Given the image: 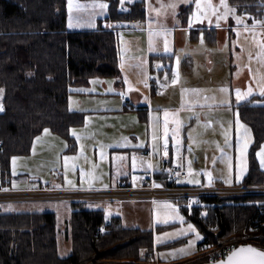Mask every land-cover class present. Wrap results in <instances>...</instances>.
<instances>
[{
    "label": "trees",
    "instance_id": "1",
    "mask_svg": "<svg viewBox=\"0 0 264 264\" xmlns=\"http://www.w3.org/2000/svg\"><path fill=\"white\" fill-rule=\"evenodd\" d=\"M107 3L106 20L143 18L144 1ZM249 22H264V0H228ZM125 5L127 11H120ZM190 9V6L187 8ZM66 0H0V180L8 176L9 158L29 152L33 137L44 127L67 135L83 112L68 107V96L92 77L118 73L117 30L101 26L70 29ZM213 34L206 40L212 42ZM170 58V55H160ZM238 117L264 139V95L232 105ZM164 176L165 172L158 173ZM236 185H264V170L253 160ZM180 211L202 235L198 250L185 260L206 261L204 248L230 241L264 249V193L201 194L175 200ZM70 251L59 256L56 217L52 211L0 212V264H149L152 230L126 227L119 216L105 219L99 208L71 199ZM108 221V224H106ZM101 227L105 231L99 232ZM104 260H110L104 263Z\"/></svg>",
    "mask_w": 264,
    "mask_h": 264
},
{
    "label": "crops",
    "instance_id": "2",
    "mask_svg": "<svg viewBox=\"0 0 264 264\" xmlns=\"http://www.w3.org/2000/svg\"><path fill=\"white\" fill-rule=\"evenodd\" d=\"M133 1L136 0L126 3ZM166 2V10L162 15V0H147L143 18H141L143 23L139 24L138 20H133L134 24L131 21L126 24L128 21L125 20H106L107 3L103 0H72L71 12L66 0L67 25H69L70 17L73 25L68 26L70 29L94 28L100 22L103 27L116 29L118 38L124 36L127 41L134 43L133 46L130 45L127 54H121L118 40L119 60L116 75L92 77L82 84L85 87L79 92L69 94L68 107L71 110L83 112L82 121L79 124L70 126L67 135L53 130L45 134L42 129L32 139L33 142L37 135L45 134L55 139L57 144L54 145L58 147V150L70 151L74 156L78 154L81 147L88 146L93 150L95 158L100 155V158L109 166L107 175L98 184L88 182L80 184L75 189L67 190L134 188L141 185L142 180L148 177H153L154 188L163 187V175L158 176V173L164 172L170 163L178 164L174 162L171 149L174 141L172 137L178 139L177 133L173 132L172 136L165 135L164 129L165 120L170 119V115L180 119L183 129H199L203 122H208L205 118L208 113L224 110L223 107L261 96L257 81L264 75V66H261L255 57L259 50L256 41L264 42V24L256 25L257 35L254 40L252 32L245 30V25L248 29H252L254 21L249 22L248 15L245 13L236 11L235 15L230 14L226 19L217 21L216 15L211 12L207 16L202 11L197 12L195 0ZM208 2L216 6L220 4V0H208ZM226 2L232 7L228 0ZM203 3L204 0H202ZM99 4H104L106 7L103 9L94 7ZM172 4L176 7L169 6ZM76 5L81 7L77 8ZM189 6L190 9H187ZM223 12L224 9L220 7L217 14ZM193 13H197L200 19H196ZM237 17L242 19L241 24H237ZM212 34L214 40L208 42L206 35L210 37ZM241 36L244 37V43L239 41ZM250 43V46L245 45ZM166 44L167 50H165ZM249 52L253 57L251 61H249ZM160 55H170V58H162ZM250 87L253 90L251 95L238 102L236 90L239 89L243 93ZM225 95L228 97L226 98ZM126 118H132L135 124L126 126L123 121ZM170 125L172 127L173 123L171 122ZM73 132L76 135H73ZM185 132L187 131L184 130ZM165 141L169 146L168 151L164 149ZM187 141L188 136H184L182 144L184 152L182 164H180L184 168L192 167L188 166L189 161L186 162ZM139 151L142 153L140 154ZM192 161L195 167L199 168L197 159ZM187 172L185 185L194 188L215 186L213 184L191 186L186 180L193 172L190 170ZM36 174L37 172L34 173ZM57 179L55 183L59 181L58 184L61 183V185L70 183L62 171ZM201 179L204 181L202 173ZM30 181V184L22 188L25 190H35L40 187L59 188L53 186L52 180L42 182L38 176H34ZM215 181L220 183L222 180ZM49 182L51 185H48ZM10 184L9 181L4 188L10 189ZM230 186H236V184L224 185V187ZM156 197H123L119 201L124 207L130 201L129 198H134L131 200L135 202H152ZM52 199L57 198L33 200ZM3 200L10 199L0 201ZM43 207L45 210L42 211L54 212L48 210L45 204ZM162 214H164L163 211L159 209L152 212V217L155 223L157 222L154 226L155 230L169 228L177 219L186 220L182 212L181 218L177 214L165 213L164 220H160ZM111 216H119L121 224L126 227L140 228L137 225L124 224V214ZM199 242L196 244L194 253L198 250ZM184 258L170 261H179Z\"/></svg>",
    "mask_w": 264,
    "mask_h": 264
},
{
    "label": "rangeland",
    "instance_id": "3",
    "mask_svg": "<svg viewBox=\"0 0 264 264\" xmlns=\"http://www.w3.org/2000/svg\"><path fill=\"white\" fill-rule=\"evenodd\" d=\"M119 1L121 3H126L130 0ZM166 1L171 0H162V15L166 10ZM146 3L147 0H144V7ZM77 16L79 15L77 14ZM137 20L138 19L134 21ZM129 21L134 24L133 20L126 21V24H128ZM118 40L120 44V53L127 54L130 45L133 46L134 43L127 41L124 36H120ZM239 41L240 43H244V37L241 36ZM245 45L250 46L251 43ZM224 70L226 73V66ZM138 85L139 81L137 82V86ZM84 87L85 86L79 85L72 88L75 90L73 93L79 92ZM227 95H225L226 98L228 97ZM223 108L224 110H215L214 112L208 113L205 117L208 119V122H203L199 129H183L180 119H176L174 115H170V119H167V134L172 136L173 132H175L179 139L172 137L174 141L171 144V149L175 163L182 164V154L184 152L182 145L183 138L184 136H188V150L186 151L188 154L186 155V162L189 161L190 164L188 166L192 167L185 168L193 172L189 174L190 176L186 180L187 184L191 186L213 184L215 186L223 185V188H225L224 185L229 186L238 184L248 172L251 160L255 162L259 169L264 170V166L261 165V159L264 157L258 155V153H261L262 149H264V139L256 143L252 129L240 120L236 110H234L232 106ZM134 115L136 116V113H134ZM123 121L128 127L135 124L132 118H126ZM176 121L179 123H175ZM171 122L173 123L172 127L170 125ZM238 124L240 126L239 137L237 135ZM43 129L52 131L49 127H44ZM245 129H247V131H245ZM184 130L187 132L184 133ZM54 144H57L55 139H51L45 134H39L37 138L33 140L28 153L14 154L9 158L8 176L11 182L10 189L12 191H25L22 186L30 184V179L34 176H38L39 180L42 182L52 180L54 187L75 189L77 186H80V184L88 182L89 184H98L100 180L104 179L107 175L109 166L100 158V155H98V158H95L94 152L90 147H81L78 154L74 156L70 151L58 150V147ZM65 157L72 158L67 161V166L64 159ZM13 158H15V161ZM194 159H197L199 168L195 167L192 161ZM61 171L68 182H70L68 183L69 185L58 184L59 181L55 183ZM35 172H37L36 175H34ZM201 173L204 175V181L201 179ZM217 179H221L222 183L215 181ZM262 187L264 186L236 185L233 187H226L231 188V190L223 189L217 192H220L221 195L254 194L260 191L264 192V188ZM164 197L165 196L156 197L152 202H135V200H131L134 198H129L130 201L127 202L124 207L122 202L119 201L121 200L120 198L123 197L115 196H99L95 198L76 195L70 199L57 198L46 201L10 199L0 201V212L42 211L45 210L43 207L45 204L48 210H53L55 213L58 254L59 256H66L70 250V240L67 237L70 232V201L71 199H82L85 200L86 208H102L105 219L111 215L124 214V224L130 226L137 225L143 229H152L153 257L146 262H149V264H163L173 259H181L184 257L186 258L182 260L187 259V256L194 253L196 244L201 240L196 239L197 234L202 238L196 225L185 219L173 221V224L166 229H154L157 222L155 223L152 212L158 209L163 211L164 214H162V219L160 218V220H164L165 213L177 214L180 215V218L182 215L176 201ZM189 224L193 226L195 231L188 228ZM190 241H194V243L189 245ZM181 249L184 251H179ZM109 261L110 260H104L103 262L107 263Z\"/></svg>",
    "mask_w": 264,
    "mask_h": 264
},
{
    "label": "built area",
    "instance_id": "4",
    "mask_svg": "<svg viewBox=\"0 0 264 264\" xmlns=\"http://www.w3.org/2000/svg\"><path fill=\"white\" fill-rule=\"evenodd\" d=\"M120 11H127L126 6H120ZM138 23L143 21L140 19ZM123 98V97H122ZM2 141L0 140V144ZM168 151L169 146H164ZM141 154L142 151H139ZM166 175L163 178L164 186L154 188L152 185L153 177L144 178L141 185L134 188L115 187L107 189H92V190H67L54 189L50 187H40L35 190L11 191L4 188V184L9 182V178L5 177L0 180V200L2 199H47V198H71L76 195L80 197H99V196H115V197H151L165 196L178 199L180 197H190L201 194H219L220 190H231V188L223 187H208V188H193L184 184V179L187 177V171L180 164L170 163L165 169ZM51 185V182L48 183ZM264 188V187H262ZM256 193V192H255ZM258 193H264L262 191ZM221 194V193H220ZM108 224V222L106 223ZM105 231V227H101L99 232ZM249 242L230 241L217 248H204L202 251L206 256V262H215L228 255L237 245Z\"/></svg>",
    "mask_w": 264,
    "mask_h": 264
},
{
    "label": "snow or ice",
    "instance_id": "5",
    "mask_svg": "<svg viewBox=\"0 0 264 264\" xmlns=\"http://www.w3.org/2000/svg\"><path fill=\"white\" fill-rule=\"evenodd\" d=\"M196 2V9L197 12H204V15L207 16L209 12H211L213 15H216V19L217 21L221 20V19H226L230 14L231 15H235L236 9L233 7H230L226 0H220V4L218 6L211 4L210 2H208V0H204V3L202 4V0H195ZM68 6H69V11L71 12L72 8H73V4H72V0H68ZM99 7L101 9L105 8L106 5L104 4H99V5H94V7ZM170 7L175 8L176 5L172 4L169 5ZM77 8L81 7L80 5H76ZM222 7L224 9V12L222 14H217L218 13V9ZM193 16L196 19H200V16L197 15V13H193ZM236 22L237 24H241L242 23V19L240 17L236 18ZM190 23H191V19H190ZM257 24H264V22L261 21H255L253 22L252 25V29H248V26L245 25V30L246 31H251L253 34V39L256 40V33H255V27ZM69 27H72V22H71V17L69 19ZM217 26H219V24H217ZM237 35L239 36V33H237ZM257 43V47H258V51L256 53V59L257 61L261 64V66H264V42L262 41H256ZM165 50H167V44L165 45ZM249 61H251L253 59L252 57V53L249 52ZM249 71L251 72V68H249ZM175 83V81H173ZM258 83V87L260 90V94L264 95V75L260 76L259 80L257 81ZM223 90V89H222ZM252 89L251 87L246 91V92H241L239 89L236 90V97H237V101L239 102L240 100L244 99L245 97L251 95L252 93ZM4 93V89L0 88V97L3 96ZM4 111V107L3 104L0 103V112ZM165 116L167 117V113H165ZM175 123H179L178 121H176ZM239 124H238V132L237 135L239 137ZM245 131H247V129H245ZM45 134H47L49 132L48 129L44 130ZM168 129H167V119L165 120V135H167ZM73 135H76L75 132H73ZM77 139H79V137H77ZM167 145V141H165V146ZM66 147V146H65ZM103 147V146H101ZM246 147V145H245ZM258 155H262V157H264V149H262L261 153H258ZM65 163L67 166V161L72 159L70 157H65ZM13 160L15 161V158H13ZM261 165L264 166V158L261 159ZM188 228L192 231H195V229L193 228V226L191 224L188 225ZM196 239H201V237L197 234ZM194 241H190L189 245L193 244ZM181 252H183L184 250L181 249L179 250ZM219 264H225V262H219ZM226 264H264V251H258L255 248H252L251 246H247V247H241L239 249H234L231 254L228 256Z\"/></svg>",
    "mask_w": 264,
    "mask_h": 264
},
{
    "label": "water",
    "instance_id": "6",
    "mask_svg": "<svg viewBox=\"0 0 264 264\" xmlns=\"http://www.w3.org/2000/svg\"><path fill=\"white\" fill-rule=\"evenodd\" d=\"M247 246H251L252 248L257 249L258 251H264V249L259 248V247L255 246V245H253V244H249V243L239 244V245H237L234 249H239V248H241V247H247ZM234 249H233V250H234ZM233 250H232V251H233ZM232 251H231V252H232ZM231 252H230L228 255H226L224 258L219 259V260H217V261H215V262H201V263H195V264H219V262H222V261L225 262V264H226L227 258H228V256L231 254Z\"/></svg>",
    "mask_w": 264,
    "mask_h": 264
}]
</instances>
